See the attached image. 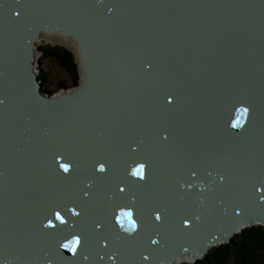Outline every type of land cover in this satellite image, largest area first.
<instances>
[{
  "label": "bare ground",
  "instance_id": "6f19581e",
  "mask_svg": "<svg viewBox=\"0 0 264 264\" xmlns=\"http://www.w3.org/2000/svg\"><path fill=\"white\" fill-rule=\"evenodd\" d=\"M84 1V6L81 9L74 8L67 19L55 15L52 21L56 27H65L67 33H72L71 28L80 33L83 31L82 25L85 27L86 34L82 41L87 49L85 55L90 59V63L86 66L82 61L79 44L72 35H62L38 28L36 21L26 18L21 13L16 15L15 30L6 25L5 17L0 18V33L1 29L7 28L6 31L13 37L22 38L20 41L16 39V43L10 48L13 50L14 62L0 65V90L3 92L5 110L8 111L6 115L0 114V177L4 180L10 178L12 174V183L17 184L21 192H17L15 196L4 195L0 206L1 250L4 255H9L11 264H20L23 260H36V255L41 257L47 251L54 260L50 258L45 264H83L95 254L94 248L103 247L105 242L125 245L123 235H126L127 227L121 228L118 219L122 218L121 213L129 211L132 213L131 219L142 231L135 228L132 233H135V236L144 234V241L141 239L142 243L137 245L153 255L156 248L149 249L145 240L151 237L160 242L162 235H166L168 231L171 243L176 245L181 237L174 227L177 220L181 222L189 219L197 226L203 227L204 233L207 234L208 231L204 226L214 223L210 216L205 218L204 223L202 221L207 208L198 203L192 204L196 199L191 198L188 202L187 190H177L176 187V183L185 178L184 172L189 167L186 166L188 164L202 161L205 162V166L218 165L219 168L215 166L211 168L232 175L231 182L222 186L216 183L211 185L210 181L199 179L202 186L207 188V194L200 198L203 201L209 200L211 195L230 206L237 203L244 194L254 193V187L247 184L246 178L262 181L260 186L264 185V130L259 133L263 134L262 136L252 135V139L247 136L244 140H239L241 129L231 127V123L236 119V112L226 117L224 126L222 125L221 130L217 132L219 135L217 138L207 140L190 133L184 135L182 137L184 141L193 143L198 148L189 151L187 155L183 153L182 147L178 149L173 147V150L165 145H159L154 151V144L150 139L144 141L147 149L145 150L142 146H138L134 133L144 135L148 131L131 129L134 123L133 116L138 109V105L132 100L134 93L132 88H136L131 84L132 81L148 89L157 88L158 85L155 77L143 78L142 72L137 69L141 68V65L138 64L136 67L134 65L138 58L144 60V67L148 66L151 70L157 67L156 62L167 63L169 69L163 67L164 71L157 70L156 73L161 78L164 76L168 78L167 80H171L169 86L173 84L174 75L180 73L176 69L185 72L188 69L186 65L191 64L194 71H188L189 76H193L194 73L196 78H209L214 88L219 91L224 90L220 96L225 100L228 98L226 93L229 95L237 93L235 88L234 90L231 88V82L235 81L236 85L241 81L264 77V73H259L258 66L253 62V57L263 51L252 48L256 43L264 44V16L251 11L245 1L239 4L240 0H156L151 5L123 7L124 17L111 21L109 15L106 14L107 18L102 17L101 10L91 7L89 0ZM52 2H56V7H59L62 14L64 9H69V0H52ZM130 13H132L131 18H125ZM0 15L2 16V13ZM59 21L67 23L57 25ZM11 22L8 20V23ZM223 23L230 32L240 34L241 37L237 40L228 37V34L225 37L223 33H219L216 24ZM96 25L101 29L96 31ZM31 40L33 43L29 44ZM45 42L66 46L75 54L81 74L78 86L82 85L90 90V93L78 102V109L72 108L68 102L60 103V95L69 94L78 86L69 88L67 92L57 93L55 96H45L40 91L42 82L37 80L38 69L35 65L38 66L43 54L39 47L46 44ZM88 66L95 70V79L91 83ZM230 76H234L235 80ZM166 79H163V82L167 83ZM96 85L99 92L94 95L92 89ZM236 88L250 90V86L240 85ZM256 91L258 98V102H255L256 111L262 114L264 113V79L259 83V89L254 92ZM167 94L172 98L174 96V99L183 98L184 103L188 105L194 98V95L188 92L186 85L182 87L175 84V88L168 89ZM51 98L56 103L49 102ZM245 102L247 100L234 102L233 105L236 109L248 108L244 105ZM151 107L153 106H145L144 109ZM2 109L4 108L0 103V111ZM116 109L123 114L129 113L128 116L131 118L97 116L98 110L110 114V111L115 112ZM250 111L248 110L246 116L253 117ZM90 112L96 115H90ZM158 114L159 110L154 108L151 114L154 115L153 118L157 119ZM167 115L169 113H161V116ZM103 118H105L104 122ZM139 119L144 124L154 123L153 120ZM194 121L192 125L199 123L198 119ZM184 123L185 127H188L189 124L186 121ZM162 124L166 125L164 122ZM83 125L99 130L91 129L82 133L81 129L73 133L72 128ZM179 125V120L172 124L175 128H179ZM103 135L110 139H121L115 141V146H108L112 143L103 144L101 141V137H105ZM238 140L242 141V145L246 148L244 155L238 152L231 157V160L218 158L216 152L220 149L234 151L241 149L236 145ZM61 143L71 148L65 158H62L63 156L59 158L55 152ZM213 143L220 145L214 146ZM231 145L233 146L229 147ZM234 147L235 149H232ZM138 148L144 156L146 165H155L160 177L151 186L157 189L146 191L143 195L131 182L146 183L155 168L151 172L144 169V178L130 180V183L119 179L121 176L114 177L110 174L114 173L115 176L118 174L115 167L122 154L133 150L139 151ZM232 162L237 163V168L226 166L227 163L232 164ZM60 164H67L69 171L64 172L59 167ZM101 164L106 171L98 172L95 169L100 176L94 178V167L100 168ZM124 165L125 168L128 167L126 163ZM7 170L10 172L6 174ZM119 174L125 173L120 171ZM69 183L71 187H68ZM8 184L10 182L6 185ZM121 188L123 191H120ZM90 193L97 201L95 205L89 197ZM54 196L58 199L53 201V207L49 212H44L48 210L47 203ZM77 198L80 205L90 209L77 207L74 204ZM156 208L166 211L169 216L166 217L167 221L173 227L165 230L162 229V225L157 227L161 222L151 213ZM56 213L63 217L64 223L55 219ZM225 215V222L234 223L228 213ZM249 215V212L244 216L243 212L241 213V217L246 219ZM125 218L127 217H123L124 220ZM38 219L44 224H48L51 220L56 227V230L47 237L43 236V247L40 250L20 231L23 226L29 231L33 222ZM77 231L83 234L80 242L86 244L89 250L87 255L81 256V261L78 263L71 261L72 250L63 249L59 256V251L57 252L56 246L52 244V241L58 238L69 243L68 241H71L69 234ZM170 238L167 239V243H170ZM204 240L202 239L192 248L185 245L179 253H174L171 257L166 253L161 259L162 264H169L170 259L173 260V264L194 262L200 258L195 250L200 248L203 250L204 246L211 242L210 238L206 240L207 244ZM208 249L207 247L206 251ZM84 250L85 248L79 244L75 253L80 256Z\"/></svg>",
  "mask_w": 264,
  "mask_h": 264
},
{
  "label": "water",
  "instance_id": "95a60500",
  "mask_svg": "<svg viewBox=\"0 0 264 264\" xmlns=\"http://www.w3.org/2000/svg\"><path fill=\"white\" fill-rule=\"evenodd\" d=\"M241 1H245V4L250 6L251 11L254 13L262 14L261 16H264V0H240L238 3L242 4ZM84 0H69V9L65 10L62 14L59 7H56V2H52V0H0V13H2V16L0 15V18L5 17L6 25H9V27L12 30H15L14 23L16 20V14L17 12L23 14L26 18L31 19L32 21H36L35 23L38 28L45 29L50 32H58L62 35H72L75 40L78 42L80 50H81V56L82 61L84 62L85 66L90 63V59L85 55V52L87 49L85 48V44L82 41V38L85 36V27L82 25L83 31L78 33L74 28H71L72 33H67V29L63 26L56 27L52 21V17H55V15H59L63 17L64 19H67L69 17V14L71 11L74 10V8L81 9L84 6ZM156 0H120L119 2H116V0H89V4L93 8H97L98 11H100V15L102 17H106V14L109 15V19L111 21L119 18L124 17L123 13L124 8L123 7H129V8H135L139 7L144 4H154ZM248 6V7H249ZM131 14H127L125 18L130 19ZM49 15L50 18H49ZM158 16V15H155ZM49 18V19H48ZM99 19H102L98 17ZM8 20H11V23H8ZM67 22L59 21L57 22V25H65ZM7 29V28H6ZM6 29L2 30L0 33V65H5L9 63H13L14 60H12V54L13 50H10L12 45L16 43V39L19 41L22 38H16L13 37ZM96 31H98L100 28L99 25L95 26ZM8 30V29H7ZM216 30L219 33H223V35L226 37L228 34V37H234L235 39H239L241 37L240 34L232 33L230 32L227 27L223 24H216ZM33 43L32 40L29 42V44ZM30 46V45H29ZM252 48L255 50H262L263 52L261 54H256L253 57V62L255 65H257L259 68V73H264V44L256 43L252 45ZM144 60L141 58H138L137 61H135L134 65H141V68H137L139 71L142 72L143 78H149V77H155L158 81L157 88L148 89L145 87H141L139 85L134 84L132 81L131 84H133L136 88H132V91L134 93L132 94V100L138 105V109L136 111V114L133 116V124L131 125L132 130L136 131H148V133L144 135H140L138 132L134 133L135 139L138 141V146H142L145 150V140H152L154 144V151L157 149L159 145H165L169 148L175 147L178 149L179 147H182L183 153L187 155L189 151H195L197 148V145H194L193 143H189L187 141L183 140V136L186 134H193L198 135L201 138L204 139H212L217 138L219 135L217 134L218 131L221 130L222 125L225 124L226 117L233 112H236L238 114L239 109L235 108L234 102H241L243 100H247V102L244 103L248 108V110H251V115L244 117V123L241 127H239L242 131L240 134L239 140L243 139L244 137L253 138L252 135H257L258 137L263 134L262 131L264 130V113L259 114L256 111V105L255 102H258V98L256 96L255 90L259 89V83L263 81L264 77L252 78L251 80L247 81H241L240 84L235 85V81L230 83L231 88L237 91V93H231L228 95V98L223 100L220 95L224 93L222 91L217 90L211 85V80L209 78H196V76L193 73V76H189L190 73L188 71H194L193 66L191 64L186 65L187 70L183 72L182 70L176 69V71L180 72L178 75H174L172 82L173 84L169 86L171 80H167L164 76L161 78L156 71L157 70H163V67L169 69V65L167 63H158L156 62L157 67L154 70L149 69L148 66L143 65ZM247 62V58H246ZM245 62V64H246ZM247 64H249L247 62ZM246 64V65H247ZM248 66V65H247ZM89 67V66H88ZM90 71V83L94 81L95 79V70L89 67ZM231 79L235 80L234 76H230ZM163 79H166L167 83L163 82ZM238 79V78H236ZM175 84L179 86L186 85L188 87V92L191 95H194V98L191 99V104L188 105L184 103V99L177 97L174 99L171 96L167 94L168 89L175 88ZM250 86V90H241L237 89L236 87L239 86ZM189 87H193V89H189ZM128 91V89H126ZM245 92L244 94L240 92ZM6 92V91H5ZM9 92V91H8ZM99 92V88L97 85L95 88L92 89V93L96 95ZM248 92V93H247ZM90 93V90L88 88L83 87L82 85L78 86L73 92L69 94H62L60 95V103L61 102H68L72 108L78 109L80 100L83 96ZM3 92L0 90V103L4 109L0 111V114L6 115L8 114V111L5 110L4 104H3ZM171 97V103L168 102V98ZM190 98V97H189ZM49 102L56 103L53 101V98L48 100ZM182 102V103H181ZM167 103V104H164ZM145 106H153L150 109H144ZM154 108L159 110L158 118H153L154 115L152 114V110ZM93 109V108H92ZM115 110V108L113 107ZM169 113L167 116H161V113ZM125 113V112H124ZM88 114V112H87ZM90 115H96L94 112H90ZM129 113H121L118 112L117 109L115 112L110 111V114L103 113L98 110L97 116L99 117H113V118H131L128 116ZM77 115V114H75ZM119 117H116V116ZM177 117V118H175ZM105 118H103V122L105 121ZM143 118L148 121L153 120L154 123L152 124H144L141 119ZM169 118V119H167ZM229 118V117H228ZM263 118V119H262ZM194 119H198L199 123H195L192 125ZM180 121L179 128H175L172 126V124ZM187 122L188 127H185V121ZM166 123L162 124V123ZM207 123V124H206ZM158 124V125H155ZM102 125V124H101ZM82 129V133L89 131L91 129H98L99 128H92L87 125H83V127H76L72 128L73 133L77 132ZM108 129V127L106 128ZM17 131V130H16ZM177 132V133H176ZM105 137H101V141L103 144L112 143L108 146H115L116 140L121 138H114L110 139L106 135H103ZM205 136V137H204ZM233 138V137H232ZM181 139L182 141H175ZM235 139V138H233ZM237 141L236 145L240 147L241 149H237L236 151L228 149V150H222L220 149L218 152H216V155H218L219 159L226 158L230 159L238 152H242L244 155V151H246V148L242 145V141ZM95 142L98 143L97 140ZM214 146H219L220 144L213 143ZM234 145V144H233ZM233 145L229 146L232 147ZM236 146V147H237ZM12 147V146H11ZM186 149L188 151H186ZM232 149H235L232 148ZM71 148L68 147L65 143H61L59 147L55 149V152H57V155H59L62 158H65L68 153L70 152ZM139 151H132L122 154L121 158L119 159V162L116 165V170L118 171V174L110 173L114 177L121 176V180H124L126 182L130 183V180L138 179L139 177L131 175V171L133 168L137 167L139 164L143 163L145 165L144 169H147V172H151L154 168V172L150 175L149 180L146 183H138L136 181L131 182V184L135 185V187L140 191V193L143 195L146 191H150L152 189L156 190L157 188H151V186L154 185L157 179H160L158 177V169L155 167V165H146L144 162V156ZM174 150V149H173ZM230 155H227V154ZM58 159V158H57ZM60 160V159H59ZM124 163L128 165L127 168H125ZM235 166L237 168V163L232 162V164L227 163L226 166ZM186 166H189L185 169L184 174L185 178L180 181H178L176 184L177 190L178 189H185L187 190L189 197H187V201L192 199H196L192 201L193 203H198L202 205L203 207L207 208L205 211V216L202 217L203 223L205 222V218H212L214 220L213 225H206L204 226L207 229V234L204 233L203 227L197 226L195 222H191L189 219L185 221H179L177 220L174 227L177 228L178 234L182 237L179 239L176 245L171 243V238L168 233L166 232V235H162V239L160 242L156 241L155 239L149 237L147 240H145L147 247L149 249H155V255L149 253L146 249L140 247L137 244L142 243L141 239L144 241V234H139L138 236H135V233H132L133 231H126V235H123L124 243L125 245H115L113 243L105 242V245L103 247L94 248L95 254L91 255L89 259H87L84 263L86 264H162V257L167 253L171 257L174 253H179L180 250H182L185 245L187 247H193L195 244H197L202 239L204 240V243L207 244L206 240L208 238L211 239V242L208 243L205 248L202 250L201 248L198 250H195L196 247L193 249L195 252H197L198 257H202L206 253V248L210 247L211 245H218L225 242H230V238H232L236 232H239L244 227L252 226V225H264V185L258 186L256 185L257 181H252L250 178H246L247 184L254 187V193L248 195L244 194L242 198L237 200V203H234L230 206L227 205L225 201L216 200V197H213L210 195L209 200H200V198L207 194V188L206 186H202L199 179L201 180H207L210 181L211 185L212 183L219 184V186L229 184L231 182V177L226 173H222L214 168H211L213 166L219 168L218 165H211L205 166V162H196L194 164H188ZM230 166V167H231ZM211 168V169H210ZM203 169V170H202ZM95 170V169H94ZM125 173L124 175L119 174V172ZM6 174L10 172L9 170L5 171ZM109 173V172H108ZM100 175H97L96 170L93 172V177L97 178ZM10 178L4 179L0 177V190L8 183L10 184L6 185L2 192L0 193V206L2 204V197L4 195L7 196H15L16 193H21L19 191L18 185L12 183V174L9 176ZM93 177H91L93 179ZM128 178V179H127ZM189 179V180H187ZM214 180H218L217 183ZM260 182V181H259ZM68 187H71V183H69ZM159 187V186H157ZM91 195V193H90ZM92 198L94 205L97 203V201L94 199V197L89 196ZM58 197L54 196L48 203V210L44 212H49L51 210V207H53V201L57 200ZM191 203V202H190ZM77 207L83 206L80 205L79 198L75 200V203ZM235 206V209L233 207ZM84 207V206H83ZM85 210L90 209L88 207H84ZM42 210V209H41ZM243 212V216L245 213L249 212V218L246 219L245 217H241V213ZM152 215L156 216L157 214L160 215V222L157 224V227L159 225H162V229H169L171 226L170 222L167 221V218L169 217L164 209L156 208L155 211L151 212ZM225 213H228L230 217L232 218L233 222H225ZM167 217V218H166ZM200 219L199 217H197ZM255 222H258L260 224H254ZM47 224H44L43 221H40V219L35 220L30 227V230L27 231L24 228L26 226H23L21 228V233H23L26 237H29L32 242L35 244L37 249H41L43 247L42 241L43 236L47 237L48 234H50L52 231L56 230L55 226H45ZM136 227L140 232H142L138 225L135 223ZM121 226V225H120ZM128 226V218H125V225L124 227L121 226V228H125ZM33 229V231H32ZM132 233V234H131ZM71 240L75 237H81L83 234H81V231H77L75 233L69 234ZM167 236L170 238V243H167ZM107 238V235L105 236ZM132 239V240H131ZM1 240V235H0ZM57 243L59 242L57 248L59 250V256L63 249H66L62 247L63 244H67L63 241H61L59 238L56 240ZM94 242V240H91ZM153 241H156V243H153ZM70 242V241H68ZM89 242V241H88ZM90 243V242H89ZM115 243V242H114ZM91 244V243H90ZM128 244V245H127ZM132 244V245H131ZM86 245V244H85ZM84 245V246H85ZM80 246L82 247V244L80 242ZM45 247V246H44ZM92 247V244H91ZM87 245L85 246L84 252L78 256L75 252L70 253V256L72 257L73 262H80L81 256H85L89 253V250L87 249ZM66 251V250H65ZM183 252V251H182ZM194 252V253H195ZM192 253V255L194 254ZM102 256L104 257L102 259ZM155 256V258L153 257ZM97 257V258H96ZM197 257V258H198ZM51 257L49 256V253L45 255L43 253L40 257V255H36V260H23L20 264H45L49 261ZM59 258V257H57ZM179 258V257H176ZM51 260H54L51 258ZM83 263V264H84ZM0 264H11L10 258L8 254H3L1 250V242H0ZM169 264H173V260H169Z\"/></svg>",
  "mask_w": 264,
  "mask_h": 264
},
{
  "label": "trees",
  "instance_id": "16d2710c",
  "mask_svg": "<svg viewBox=\"0 0 264 264\" xmlns=\"http://www.w3.org/2000/svg\"><path fill=\"white\" fill-rule=\"evenodd\" d=\"M51 49H53L52 53L56 55L59 53L60 57L71 58L69 56L71 52L64 48ZM42 77H40L41 82H45ZM244 228L230 239L231 243L225 242L211 246L207 250L208 253L206 252L191 264H228L230 259L233 264H264V226L252 225Z\"/></svg>",
  "mask_w": 264,
  "mask_h": 264
},
{
  "label": "rangeland",
  "instance_id": "374dc122",
  "mask_svg": "<svg viewBox=\"0 0 264 264\" xmlns=\"http://www.w3.org/2000/svg\"><path fill=\"white\" fill-rule=\"evenodd\" d=\"M45 43L46 44H42L39 47L43 54L39 59L38 66L35 65V68L37 67L36 69H38L37 73L34 72L36 73V77L38 78L37 80H40L41 76L44 77L42 78L44 79L45 82H42V85H40L41 93L45 96L46 95L55 96L57 93H61L62 91L67 92L71 87L75 88L77 85L80 84V79H81V74L77 70L78 64L76 62L75 54L71 51L70 48L66 46L53 45L48 42ZM51 48H57V49L64 48L71 52L69 55L71 58L60 57L59 53H57V55L56 53H52L53 49ZM184 264H191V262ZM228 264H233V261L230 259L228 261Z\"/></svg>",
  "mask_w": 264,
  "mask_h": 264
},
{
  "label": "snow or ice",
  "instance_id": "6c2138e0",
  "mask_svg": "<svg viewBox=\"0 0 264 264\" xmlns=\"http://www.w3.org/2000/svg\"><path fill=\"white\" fill-rule=\"evenodd\" d=\"M15 14L17 16L20 15L19 12L15 13ZM171 100H172V98L169 97L168 98V102L171 103ZM247 112H248L247 108L239 109L238 114L236 116V119L231 123V127H233V128L241 127L243 122H244V117L246 116ZM59 167L62 168L64 172H68L69 171V166L67 164H60ZM144 168H145V165L143 163L139 164L137 167L132 169L131 175L137 176V177H140L141 179H143L144 178ZM99 170L100 171H104V166L102 164L100 165V169ZM120 191H123V189L121 188ZM75 214L78 215V213H75ZM121 217L122 218L118 219V222L121 224L122 227H124V225H125V220L123 219V217H127L128 218V226H127L126 230L127 231L135 230L136 225H135V222L131 219V217H132L131 211L121 213ZM155 218L157 220H159L160 219V215L157 214ZM55 219L59 220L61 223L65 222L63 217L59 213H56ZM45 226L46 227L47 226L54 227L55 225H53L52 221L49 220L48 224L45 225ZM153 243H156V241H153ZM79 244H80V238L77 236L74 239H72L69 243L63 244L62 247L70 248L73 252H75L76 251V247ZM85 259H87V257H85Z\"/></svg>",
  "mask_w": 264,
  "mask_h": 264
}]
</instances>
